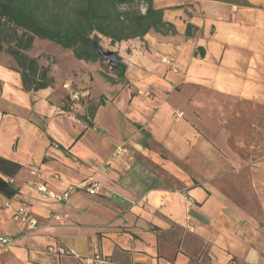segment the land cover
<instances>
[{"label":"crops","instance_id":"obj_1","mask_svg":"<svg viewBox=\"0 0 264 264\" xmlns=\"http://www.w3.org/2000/svg\"><path fill=\"white\" fill-rule=\"evenodd\" d=\"M152 7L176 32L113 45L125 85L63 49L77 74L70 66L57 79L49 68L54 87L25 92L18 67L0 58V241L7 240L0 264H88L95 254L116 264H264V219L248 222L211 183L185 179L175 163L187 157L184 130L196 133L175 118L196 107L182 106L178 92L264 94V0H152ZM90 77L108 88L74 96L71 83L83 89ZM93 96L104 103L91 117L84 98ZM123 143L136 149L132 160L114 153ZM36 183L56 195L79 188L59 202L41 198ZM22 206L34 228L13 220Z\"/></svg>","mask_w":264,"mask_h":264},{"label":"rangeland","instance_id":"obj_2","mask_svg":"<svg viewBox=\"0 0 264 264\" xmlns=\"http://www.w3.org/2000/svg\"><path fill=\"white\" fill-rule=\"evenodd\" d=\"M64 1L67 2V7L71 11L79 6L78 0ZM46 3L48 5L47 14L59 10L51 0H46ZM133 8L140 12L144 10L141 5ZM124 9L126 7H121V10ZM99 46L104 51H113L118 54L113 45L103 37H100ZM62 50L47 40L34 38L32 48L25 54L31 58H38L39 65L48 66L54 70L53 75L57 79L60 74L63 75V72H66L62 70H67L70 66V73L76 75L79 70L78 66L65 60L63 58L65 55L61 53ZM55 57L60 60V64L56 62ZM0 58L10 59V66L17 67L14 59L7 53L1 51ZM95 63L99 64L101 77L106 75L116 78L107 61L102 59ZM64 79L67 81V78ZM77 84L71 83L73 93L92 90V88L96 92H101L108 88L106 83L98 79L95 81L93 77L89 78L83 89ZM178 95L183 103V105L180 103L182 106H196L185 115L175 114V118H183L188 128H193L197 133V135L196 133L190 135L187 130H184L183 136L190 144L191 150L188 145H184L187 157L182 161H174L188 176L185 179H199L202 182L211 183V189L227 203L236 207L248 222L256 223L263 220L264 94L253 98H242L205 90L196 96L192 88H187L178 92ZM97 98L95 96L90 99L86 97L84 100L91 109L99 103H104L102 97H99L98 102H93ZM191 136H198L207 141L209 145L203 144L205 149L194 143L191 145L193 142ZM119 146L127 150L125 155L128 157L136 155V149L131 144L123 143ZM160 152L163 154L162 157L169 158L168 151L163 149ZM194 174L199 175L194 176Z\"/></svg>","mask_w":264,"mask_h":264},{"label":"trees","instance_id":"obj_3","mask_svg":"<svg viewBox=\"0 0 264 264\" xmlns=\"http://www.w3.org/2000/svg\"><path fill=\"white\" fill-rule=\"evenodd\" d=\"M51 1L59 10L47 14L46 0H0V52L14 59L25 92L54 86L49 67L25 54L32 48L34 38L71 50L77 60L94 63L102 60L98 55L100 37L114 45L142 39L149 31L162 36L176 32L173 25L163 20V11L153 9L152 0H78L79 6L73 11L64 0ZM140 5L145 9L143 13L133 8ZM190 28L187 25L186 37L191 35ZM125 69L120 59L119 65L111 69L116 78H103L111 84L125 83ZM96 109L97 106L89 109V116Z\"/></svg>","mask_w":264,"mask_h":264},{"label":"built area","instance_id":"obj_4","mask_svg":"<svg viewBox=\"0 0 264 264\" xmlns=\"http://www.w3.org/2000/svg\"><path fill=\"white\" fill-rule=\"evenodd\" d=\"M74 96H77V93H73ZM127 150L125 148H123L122 146H118L116 147L114 153L119 156L122 154H126ZM128 160H132V158L129 156ZM92 180H89V182H91ZM10 183H12V180H9ZM35 189L37 190V192L39 193V195L41 196V198L45 199H53V200H57L59 202L64 201L71 192H73L74 190H76L77 188H79V186H70L68 187V189L61 195H56L53 192H50L47 190L46 186L44 184L41 183H36L34 184ZM85 190L88 194L90 195H94L97 193V185L94 183H89V185L87 187H85ZM13 220L15 222H20L22 224H26L28 225L30 228H34L35 225L37 224L36 220L31 216V212L29 211V209L26 206H22L20 207L13 215ZM1 244H7V240H1L0 241ZM58 252L60 254H74L73 252H66L63 249H58ZM88 264H116L115 262L102 257L99 254H95L92 255L91 257H89L87 259Z\"/></svg>","mask_w":264,"mask_h":264},{"label":"water","instance_id":"obj_5","mask_svg":"<svg viewBox=\"0 0 264 264\" xmlns=\"http://www.w3.org/2000/svg\"><path fill=\"white\" fill-rule=\"evenodd\" d=\"M98 55L105 61H107L110 68H115L120 63L119 56L113 51H104L101 48H98Z\"/></svg>","mask_w":264,"mask_h":264}]
</instances>
